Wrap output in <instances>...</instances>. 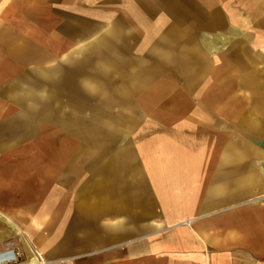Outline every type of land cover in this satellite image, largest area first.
I'll return each instance as SVG.
<instances>
[{"label":"crops","instance_id":"0c3cea01","mask_svg":"<svg viewBox=\"0 0 264 264\" xmlns=\"http://www.w3.org/2000/svg\"><path fill=\"white\" fill-rule=\"evenodd\" d=\"M210 28L227 29L225 24ZM50 52L47 59L62 62ZM215 81L214 91L220 93L213 94L211 102H197L191 95L188 103L159 105L168 115L144 127L136 157L128 152H54L47 141L43 151H22V132L13 142L7 130L11 122L18 128L26 125L21 122L22 105L7 95L9 85L2 92L0 84V101L9 110L0 118L5 129L0 143L10 147L0 152V209L27 224L28 230L34 221L45 225L48 240H60L63 262L264 264V207L253 203L244 187L245 174L257 171L261 158L245 160L229 150L241 136L240 105L224 81ZM52 94L46 89L47 104L58 103L57 111H62L63 102L53 100ZM33 109L27 111L41 114L39 106ZM52 123L45 121L46 130ZM123 139L127 144L126 134ZM214 145L218 152L207 157L200 153ZM90 159V164L83 162ZM85 166L93 170V183L70 187L69 171ZM70 191L79 193L76 199L62 195ZM54 192L61 193L60 199Z\"/></svg>","mask_w":264,"mask_h":264},{"label":"rangeland","instance_id":"374dc122","mask_svg":"<svg viewBox=\"0 0 264 264\" xmlns=\"http://www.w3.org/2000/svg\"><path fill=\"white\" fill-rule=\"evenodd\" d=\"M4 1L0 0V7ZM20 1L31 3L30 7L21 9L23 19L16 17L15 13L5 17L1 24L6 31L1 48L2 92L11 82L29 79L32 87L39 89L33 92L37 97L42 92L45 95L47 89L53 93V100L63 102V110L56 111L63 118L54 116L53 127L48 125L46 130L41 114L27 111V106L22 104L23 97L16 93L17 102L22 105L21 122L33 120L39 124L31 133H21L24 137L22 151L45 150L47 141L52 142L54 152H128L136 157L144 127L148 122L168 115L167 110H158L159 105L186 102L191 95H195L197 102L205 98H209L205 102H211L213 94L220 93L214 91L216 81L211 79L210 61L213 57L205 55L204 47L198 42L200 35L210 38L224 34L211 30L206 16V0ZM216 8L225 18L223 8L220 5ZM27 31L29 37L25 35ZM9 38L15 42L27 40L31 44L24 48L26 59L14 54L9 56ZM45 42L63 44L66 55L64 61H54L48 66V71H56L59 75L47 81L36 73L37 68H46L40 64L39 52L47 56L54 49L57 52L50 53L55 58L59 50L43 46ZM99 64L108 66L107 73H102ZM141 73L154 75L145 88L135 92L132 78ZM192 74L201 78L194 80ZM85 77L92 78L91 89L84 86V81L81 83L80 78ZM157 86L164 87L162 95L151 103L147 93L151 87ZM59 119L65 122L64 126L57 124ZM4 130L0 128L2 134ZM125 134L127 144L120 142ZM35 141L38 142L36 149L32 144ZM83 162L90 164L92 160ZM85 167L69 171L67 183L70 187L93 183V170ZM78 194L72 191L62 193L71 199H76ZM60 195L54 192L57 199ZM20 225L28 230L27 224ZM8 241L15 243V239ZM48 245L45 259L63 262L60 240L50 241Z\"/></svg>","mask_w":264,"mask_h":264},{"label":"bare ground","instance_id":"6f19581e","mask_svg":"<svg viewBox=\"0 0 264 264\" xmlns=\"http://www.w3.org/2000/svg\"><path fill=\"white\" fill-rule=\"evenodd\" d=\"M216 5H220L223 8L225 18L222 16V12L216 8ZM26 6L30 7L31 3H22L20 0H5L0 7V70L2 67V39L6 36L5 27L1 24L5 20V17L14 15L15 13H17L16 17L23 19L21 9L26 8ZM206 6V16L209 19L210 25L216 28V26L225 24L227 29L224 34L212 35L210 38L207 35H200L198 36V42L204 47V51H206L205 55L213 57L212 61H210L212 76L215 80L226 83V91L230 92V94H235L232 97L235 98L233 101L240 105L239 108L241 110L237 125L241 138L239 137L238 145H231L229 150L240 153L244 156L245 160L250 158L252 161V159L261 158V160H258L260 165L257 169L258 172L247 171V174H245L244 187L246 191H249L246 194L254 198L251 201L256 205L264 207V195H262L264 194V161L262 160V157H264V37H262L264 35V0H206ZM241 28L246 29L247 32H243ZM25 33L29 37L28 34L30 35V32L27 31ZM8 40L10 46L9 56L14 54L19 58L26 59L24 57V48H27L31 44L27 40H23L22 42H15L11 38ZM259 48L263 50L259 51ZM55 49L59 50V60L64 61L66 55L62 48L59 46L55 47ZM224 52L227 53L224 54V57L220 58L219 56ZM39 55H41L40 62H42L40 64L46 68H37V75L46 79V81L52 77H57L59 74L56 71H48L47 69L53 63V60L47 59L44 53L39 52ZM99 69L102 73H107L106 69H108V66L99 64ZM153 75L141 73L134 76L132 78L133 90L136 92L138 89L142 90L145 88L151 82L150 80L153 78ZM191 77H194V80H196L200 76L192 74ZM86 78L88 77L81 78V83L84 81V86L91 89L93 86V84H90L92 78ZM1 82L2 75L0 73ZM32 84V81L29 79L11 82L8 86L7 95H10L11 99H16V93H19L23 97L22 104L26 105L30 110L33 108V110H37L39 106L38 110L41 113V120H52L54 116H62V114L56 112L60 110L61 105L58 103L53 107L48 105L46 97L48 95H44V92H42L37 97L33 92H37L39 89L32 87ZM152 87L147 93V98L151 103L162 95V88H164L163 86ZM155 92L156 96L154 95ZM185 101L182 103L189 102L188 99ZM49 108L53 110H49ZM8 112L9 110L6 105L0 101V118ZM232 114L229 112L230 116ZM179 118V116L173 117V119ZM58 122L61 123L62 119H59ZM34 123L35 121L30 120L29 123L27 122L21 128H18L19 126L16 123L11 122L8 124L7 130L12 131L10 140L15 142L18 132L26 131L31 133ZM2 136L4 135L0 132V141ZM121 143H124V139ZM13 145L11 144V147ZM215 147L216 145L214 147H205L200 153L204 157L210 156L218 152ZM7 148L10 147H6L4 142L0 143V152ZM254 169L255 167H253ZM45 228V225L34 221L32 229L24 230L14 217L0 209V248H3L8 243L15 245L26 255L27 264L70 263L67 261L48 262L45 259V251L50 243ZM32 232H34V235ZM10 239H15V243L9 242L8 240Z\"/></svg>","mask_w":264,"mask_h":264},{"label":"built area","instance_id":"2783aa9c","mask_svg":"<svg viewBox=\"0 0 264 264\" xmlns=\"http://www.w3.org/2000/svg\"><path fill=\"white\" fill-rule=\"evenodd\" d=\"M0 264H27L25 255L13 244L0 248Z\"/></svg>","mask_w":264,"mask_h":264}]
</instances>
